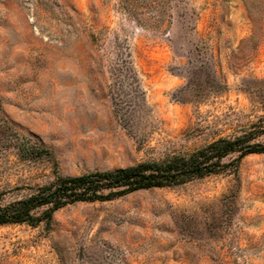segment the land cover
Wrapping results in <instances>:
<instances>
[{"label":"rangeland","instance_id":"374dc122","mask_svg":"<svg viewBox=\"0 0 264 264\" xmlns=\"http://www.w3.org/2000/svg\"><path fill=\"white\" fill-rule=\"evenodd\" d=\"M164 15L154 27L119 0H0L4 203L56 175L264 129V0H168ZM17 136L51 156L24 159ZM0 264H264V153L236 173L68 204L50 225H2Z\"/></svg>","mask_w":264,"mask_h":264},{"label":"trees","instance_id":"16d2710c","mask_svg":"<svg viewBox=\"0 0 264 264\" xmlns=\"http://www.w3.org/2000/svg\"><path fill=\"white\" fill-rule=\"evenodd\" d=\"M168 0H119L120 6L141 25L150 21L156 27L165 19ZM149 13L148 17L143 14ZM264 129L252 127L243 132L220 137L184 153L163 159L108 171H94L77 176L56 175L53 181L28 187L32 190L6 203L0 197V226L41 223L50 225L55 213L68 204L112 200L135 191L176 187L225 171L238 172L242 160L254 153H264V143L257 138ZM16 143L24 159L51 156L50 150L25 136Z\"/></svg>","mask_w":264,"mask_h":264}]
</instances>
